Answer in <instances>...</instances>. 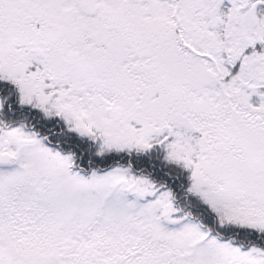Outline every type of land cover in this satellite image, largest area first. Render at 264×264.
<instances>
[{"label": "snow or ice", "instance_id": "1", "mask_svg": "<svg viewBox=\"0 0 264 264\" xmlns=\"http://www.w3.org/2000/svg\"><path fill=\"white\" fill-rule=\"evenodd\" d=\"M0 264H264V0H0Z\"/></svg>", "mask_w": 264, "mask_h": 264}]
</instances>
